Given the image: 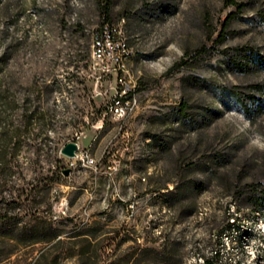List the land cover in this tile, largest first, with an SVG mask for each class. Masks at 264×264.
Instances as JSON below:
<instances>
[{"label":"rangeland","instance_id":"374dc122","mask_svg":"<svg viewBox=\"0 0 264 264\" xmlns=\"http://www.w3.org/2000/svg\"><path fill=\"white\" fill-rule=\"evenodd\" d=\"M111 1L106 21L97 0H0L9 118L25 97L44 113V130L37 120L22 130L0 174V264H200L214 249L216 264H264V215L237 195L243 168L264 175V102L257 114L249 98L264 99V65L239 72L220 52L248 44L264 55V0H237L247 6L234 35L175 68L217 31L224 0ZM106 23L120 24L131 52L137 106L123 120L103 118L108 84L89 69ZM76 140L95 164L52 181Z\"/></svg>","mask_w":264,"mask_h":264},{"label":"trees","instance_id":"16d2710c","mask_svg":"<svg viewBox=\"0 0 264 264\" xmlns=\"http://www.w3.org/2000/svg\"><path fill=\"white\" fill-rule=\"evenodd\" d=\"M98 7L103 12L104 16L106 17L105 20H109V12L112 5L111 0H97ZM225 7L229 8L225 16L219 20L218 29L213 34L209 35L205 45H202L193 54L189 52H185L184 55L173 64V68L184 66L187 64V58L189 60L194 59L196 56L202 55L203 52H206L209 48L211 50L218 49L220 46L229 38H231L234 33L230 30V24L233 20L241 17L243 14L247 3L237 0H224ZM221 54H223L225 61L229 68H234L236 71L239 72H249L252 68L258 67L259 64L264 65V55L260 53V50L252 45L243 44L240 46H233V47H224L221 49ZM4 56L0 57V61ZM259 85V84H257ZM257 90H260L259 87H256ZM9 91L7 89L0 90V174H7L10 172V169L6 167L8 162H10L7 158L9 156H15L20 141L19 138L21 137L22 130L29 129L32 121L37 120L40 124V128L44 130V113L43 111H39L37 109H30V99L29 97H25L24 101V108L22 113L19 115L17 123H13V121L9 118L11 117V113L14 109L13 102L15 101L13 95L8 98ZM251 102L254 104V113L259 114L262 112V104L264 99L262 96L249 97ZM185 109V105L182 107L181 110ZM23 127V129L21 128ZM66 158L61 157L57 160V167L54 171H52L51 180L52 181H60L62 180V173L67 169ZM258 162V160H255ZM264 165V159H261V162ZM195 164V163H193ZM225 164V163H224ZM214 172V171H213ZM248 169H242L238 175V182H242V180L249 178L243 183V187L247 190L240 192L238 187V194L244 196V194L248 193L247 200H250L255 210V213L259 216L264 215V175H260L259 178H255L253 174L248 175ZM182 187H175L174 190L169 191V194H174L176 190H180ZM183 189H187V185H183ZM182 189V190H183ZM192 209V208H191ZM191 209L188 211L190 212ZM4 218V217H3ZM7 218V217H6ZM262 218V217H261ZM232 225L228 223V227ZM58 236V233L53 232L48 237L40 238V240L44 241H51ZM219 249H214L213 254L210 257H204L201 259L200 264H216L217 259L219 257Z\"/></svg>","mask_w":264,"mask_h":264},{"label":"built area","instance_id":"2783aa9c","mask_svg":"<svg viewBox=\"0 0 264 264\" xmlns=\"http://www.w3.org/2000/svg\"><path fill=\"white\" fill-rule=\"evenodd\" d=\"M92 35L89 69L95 76V85L105 82L108 84L110 94L102 116L123 120L137 106L135 85L127 66L131 52L125 35L120 24L108 23ZM72 142L77 144V149L74 156L69 158L72 160L68 164L70 171L76 161H80L83 165L95 164L94 158L87 149H82L77 140Z\"/></svg>","mask_w":264,"mask_h":264},{"label":"water","instance_id":"95a60500","mask_svg":"<svg viewBox=\"0 0 264 264\" xmlns=\"http://www.w3.org/2000/svg\"><path fill=\"white\" fill-rule=\"evenodd\" d=\"M76 149H77V144H76L75 142H72V141H71V142H68V143H66L64 146L61 147V149H60V153H61L63 156L67 157V158H71V157L74 156V153H75ZM69 172H70V169L67 168V169L63 172V174H64V175H68Z\"/></svg>","mask_w":264,"mask_h":264},{"label":"bare ground","instance_id":"6f19581e","mask_svg":"<svg viewBox=\"0 0 264 264\" xmlns=\"http://www.w3.org/2000/svg\"><path fill=\"white\" fill-rule=\"evenodd\" d=\"M93 36V35H92ZM92 43H93V37H92Z\"/></svg>","mask_w":264,"mask_h":264}]
</instances>
